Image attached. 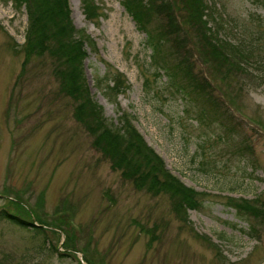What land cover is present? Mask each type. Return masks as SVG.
<instances>
[{
  "label": "rangeland",
  "instance_id": "rangeland-1",
  "mask_svg": "<svg viewBox=\"0 0 264 264\" xmlns=\"http://www.w3.org/2000/svg\"><path fill=\"white\" fill-rule=\"evenodd\" d=\"M69 1L74 26L90 37L84 68L93 101L116 128L126 114L168 169L201 194L200 206L181 220L168 195L139 191L113 169L75 118L52 57L26 49L27 9L0 0V213L44 233L0 221V264H264V0H207L217 10L211 27L225 21L214 42L246 56L230 54L232 61L209 58L178 18L188 64L226 112L219 121L203 117L207 104L177 93L165 72L159 77L124 0ZM157 24L158 17L151 28ZM162 52L177 62L170 44ZM225 124L234 126L230 135ZM230 198L257 200L261 218L246 219Z\"/></svg>",
  "mask_w": 264,
  "mask_h": 264
},
{
  "label": "trees",
  "instance_id": "trees-1",
  "mask_svg": "<svg viewBox=\"0 0 264 264\" xmlns=\"http://www.w3.org/2000/svg\"><path fill=\"white\" fill-rule=\"evenodd\" d=\"M12 1L18 10L25 7L28 11L26 49L35 55L49 54L52 57L62 90L74 100L75 118L92 135L93 147L106 156L113 169L119 171L121 177L132 183L137 190L147 191L152 195H168L172 200L173 211L181 220H185L188 210L200 206L197 199L200 194L185 186L168 171L163 159L146 143L126 115L121 119V127L116 128L108 123L102 108L93 101L84 68L90 37L74 26L69 1ZM123 4L139 29L147 35V47L154 51L152 57L159 66V77L165 72L169 77V85L177 93L188 98L195 96L207 104L202 112L203 117H207L210 112L217 121L223 119L226 112L213 101L208 84L202 82L193 66L188 64L190 57L185 51L183 24L178 19L185 20L192 26L202 44L201 49L209 58L232 61L230 54H239L246 58L238 48L236 50L229 44L231 42L223 40V44L219 45L214 42V31L220 33L219 30H225L223 19L217 18L216 27H211L210 23L216 17V8H211L207 0H124ZM97 9L96 5L87 7V18L96 19ZM157 17L158 24L154 30L151 24ZM167 44H170L171 53L177 61L173 65H170L167 53L162 52ZM179 78L185 80L184 86L180 84ZM114 82L119 89L118 80ZM146 87L149 88L148 81ZM226 122H229L228 118ZM223 127L227 135L233 132L234 126L231 124ZM20 206L22 210L29 211L25 206ZM228 206L236 209L246 219L258 220L262 216L257 200L230 198ZM0 221L34 232L36 236H44L41 224L35 225L30 219L12 212H1ZM249 230L251 234L252 231L256 232L254 226Z\"/></svg>",
  "mask_w": 264,
  "mask_h": 264
}]
</instances>
